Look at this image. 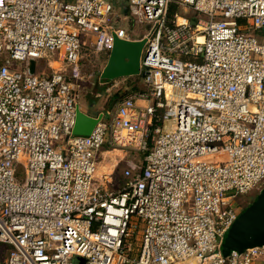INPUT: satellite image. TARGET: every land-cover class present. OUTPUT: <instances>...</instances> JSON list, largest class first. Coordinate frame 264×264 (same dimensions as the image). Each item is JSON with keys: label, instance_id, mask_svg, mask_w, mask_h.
I'll use <instances>...</instances> for the list:
<instances>
[{"label": "built area", "instance_id": "obj_1", "mask_svg": "<svg viewBox=\"0 0 264 264\" xmlns=\"http://www.w3.org/2000/svg\"><path fill=\"white\" fill-rule=\"evenodd\" d=\"M124 9L146 26L143 85L78 135L83 64L134 29L110 20V0H0V264H264V245L220 250L239 197L264 187V40L251 32L264 0ZM109 150L137 154L117 182L96 175Z\"/></svg>", "mask_w": 264, "mask_h": 264}, {"label": "water", "instance_id": "obj_2", "mask_svg": "<svg viewBox=\"0 0 264 264\" xmlns=\"http://www.w3.org/2000/svg\"><path fill=\"white\" fill-rule=\"evenodd\" d=\"M193 23V21H191ZM146 38L135 40L121 39L114 36L113 46L100 78L115 79L140 74V56ZM34 71V62L30 63V72ZM98 118L77 110L73 133L88 135ZM264 245V187L255 198L237 215L221 240L220 250L227 256L232 250L242 252L244 249ZM79 263L84 260L78 258Z\"/></svg>", "mask_w": 264, "mask_h": 264}, {"label": "rangeland", "instance_id": "obj_3", "mask_svg": "<svg viewBox=\"0 0 264 264\" xmlns=\"http://www.w3.org/2000/svg\"><path fill=\"white\" fill-rule=\"evenodd\" d=\"M110 1L114 6V10L110 14L111 21H114L115 24L118 26H122L126 28L128 31L134 29L136 34L140 31V29L143 31V34L146 32L145 30L146 26L144 24L137 25L133 23L131 17L130 19L125 18L126 13L123 11V8L127 3V0H110ZM251 32H253L258 39L260 40L262 39L261 31L251 30ZM136 34L133 36L137 37L138 35ZM56 55H57L56 51H46V53L42 58L36 60V65L40 66L42 64H47V68L45 71H48L50 70L51 61L55 59ZM108 56L109 55L92 57L89 60V62L83 64L82 67V73L85 75V80L82 83L84 88L79 90L77 101L80 106V110L83 112H87L91 115L92 114L95 115L98 110L105 111L107 108H110L113 105V103L112 105H108L112 102V101L110 102L109 98L112 95H114L116 92L122 93V89H121L122 87H126L128 89L130 88L131 85H136L139 88L142 87L143 85L141 78L138 77L139 75L119 77L112 80L109 79L105 80L100 78V74L107 62ZM54 65L57 66V64ZM61 71L67 73L68 67L65 64H63ZM90 74L91 76H88ZM97 81L104 82L103 85L105 87L112 85L113 87L112 88L110 87V89L106 91L105 87L97 86ZM135 157H137V154H134V152L131 151H120V150L105 151L104 154L99 155L96 175H101L104 172L112 171L113 172L112 174L114 178H116V182H117L121 179L120 172L121 169L125 166L126 161L133 159ZM260 188L261 187L259 186L257 187V189L253 190L252 192L239 197L242 207L243 204H244V208L245 206H248L247 204H249L255 198L256 194H258V192L260 191Z\"/></svg>", "mask_w": 264, "mask_h": 264}, {"label": "trees", "instance_id": "obj_4", "mask_svg": "<svg viewBox=\"0 0 264 264\" xmlns=\"http://www.w3.org/2000/svg\"><path fill=\"white\" fill-rule=\"evenodd\" d=\"M178 11V6L174 3V2H171L170 6H169V14L170 16H173L176 12ZM262 32H264V27L260 30ZM140 77V75L138 76ZM106 80V79H105ZM131 89H135V88H138L136 85H131L130 86ZM118 93L116 92L114 95H112L109 99H110V104L108 105H112V103H114L116 97H117ZM244 209V208H243Z\"/></svg>", "mask_w": 264, "mask_h": 264}, {"label": "crops", "instance_id": "obj_5", "mask_svg": "<svg viewBox=\"0 0 264 264\" xmlns=\"http://www.w3.org/2000/svg\"><path fill=\"white\" fill-rule=\"evenodd\" d=\"M123 11L125 12V9H124V8H123ZM137 25H142V24H137ZM144 29H145V28H144ZM145 30H146V29H145ZM145 30H144V31H145ZM257 31H258V30H257ZM261 32H262V31H261ZM135 34H136V33H135V31H134V35H135ZM136 35H138V36H137V37H134L135 39H140V38H143V37H144V36H143V35H144V34H143V31H142L141 29H140V31H139ZM261 38H262L261 40H264V32H262V34H261ZM98 111H99V110H98ZM98 111H97V112H98ZM82 112H83V111H82ZM97 112H96V113H97ZM84 113L87 114V115H89V116H92V117H94V116L96 115V114H95V115H94V114L91 115V114H89V113H87V112H84Z\"/></svg>", "mask_w": 264, "mask_h": 264}, {"label": "bare ground", "instance_id": "obj_6", "mask_svg": "<svg viewBox=\"0 0 264 264\" xmlns=\"http://www.w3.org/2000/svg\"><path fill=\"white\" fill-rule=\"evenodd\" d=\"M178 21H181L180 19ZM107 153V152H106ZM112 154V153H111ZM114 156V155H113ZM119 156V155H118ZM107 158V157H106ZM110 159V158H109ZM107 160V159H106ZM113 161V160H112ZM115 162V161H114ZM100 167V166H99ZM107 168V167H106Z\"/></svg>", "mask_w": 264, "mask_h": 264}, {"label": "flooded vegetation", "instance_id": "obj_7", "mask_svg": "<svg viewBox=\"0 0 264 264\" xmlns=\"http://www.w3.org/2000/svg\"><path fill=\"white\" fill-rule=\"evenodd\" d=\"M257 195V194H256ZM244 205V204H243ZM247 205H249V204H247ZM246 207V206H245ZM243 208H244V206H243Z\"/></svg>", "mask_w": 264, "mask_h": 264}]
</instances>
